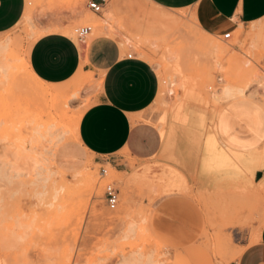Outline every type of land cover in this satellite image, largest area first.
<instances>
[{
	"label": "rangeland",
	"instance_id": "obj_1",
	"mask_svg": "<svg viewBox=\"0 0 264 264\" xmlns=\"http://www.w3.org/2000/svg\"><path fill=\"white\" fill-rule=\"evenodd\" d=\"M85 1L24 0L20 21L0 32V264H173L172 247L154 227L156 208L169 198L198 205L204 220L200 241L214 259L225 260L228 245L246 246L256 239L264 225V203L256 200L252 192L227 187L221 181L224 175L214 186L200 177L198 164L194 169L177 165L181 131L190 126L197 133V118H208L212 111L227 104L217 94L225 88L245 89L247 98L264 107V98L256 86L244 80L246 73L262 76L264 51L251 53L254 40L240 38L238 32L223 40L224 31H214L213 21L209 24L199 20L195 7L166 11L148 0H102L104 8L110 7L112 12V20L103 25L99 19L103 11L93 15L84 8ZM84 25L91 31L79 42L72 29ZM49 32L61 33L84 47L79 52L84 53L81 65H85V72L80 69L59 84L44 83L32 74L27 63L28 48ZM254 32L247 31V35ZM208 44L224 48L217 69L208 64L211 56L204 48ZM93 45L99 49L95 58L90 56ZM114 50L118 56L130 54L147 61L158 79L154 101L138 117L140 122L159 130L163 140L160 152L147 160H136L126 152L108 157L107 161L94 158L79 147L75 135L77 120L95 102L103 70L113 60ZM170 50L182 51L180 74L174 71L175 58L167 56ZM199 58L203 62L193 66V60ZM246 60L249 65L240 70L238 66ZM190 68L196 73L190 77L189 85L194 84L193 78L199 85L191 89L195 95L203 85L210 87L205 90L204 105L186 97ZM169 81L174 83L171 96L164 90ZM63 86L71 88L58 101L66 98L67 107L62 105L48 112L50 99L36 92ZM74 90L79 92L70 97ZM47 114L55 118L48 134L41 125ZM211 133L207 128L202 142ZM263 140L256 154L264 150ZM219 150L225 152L221 146ZM99 167L106 170L101 180L97 176ZM142 167L150 168L147 177L153 181L158 176L168 181L176 172L183 177V186L163 193L151 184L142 185L130 175ZM109 168L125 177L124 184ZM92 174L97 183L93 194L85 178L80 182V176ZM254 177L253 185L260 186L264 174L257 172ZM108 182L118 190L113 211L106 209L103 202V185Z\"/></svg>",
	"mask_w": 264,
	"mask_h": 264
},
{
	"label": "crops",
	"instance_id": "obj_2",
	"mask_svg": "<svg viewBox=\"0 0 264 264\" xmlns=\"http://www.w3.org/2000/svg\"><path fill=\"white\" fill-rule=\"evenodd\" d=\"M148 1L166 11L195 7L199 20L209 24L213 21L214 31H224L221 37L225 33L238 32L240 38H247L250 42L251 39L258 40L256 47L250 48L251 53L264 51V0ZM24 9V0H0V32L16 25ZM107 15L111 21L110 7L103 6L101 19ZM192 20L200 29L197 21ZM252 28L255 32L247 35ZM205 34L213 36L209 32ZM79 51L84 50L69 37L58 32L44 33L29 46L27 63L40 81L59 84L69 80L80 69L86 71L85 65H81L84 53ZM98 52L99 49L93 45L90 56L95 58ZM114 54L113 60L103 70L95 102L83 111L79 119V147L97 159L126 152L136 160H147L160 152L163 140L159 130L140 122L138 117L154 101L158 79L147 61L118 56L117 50ZM261 63L264 66V57ZM214 134L223 149L239 153L259 151L264 138V107L249 98H238L224 104L218 112ZM154 221L156 233L173 249V264H264V225L249 245H228L222 261L214 259L200 241L204 220L195 203L178 198L166 199L156 208ZM236 251L239 254L234 256Z\"/></svg>",
	"mask_w": 264,
	"mask_h": 264
},
{
	"label": "bare ground",
	"instance_id": "obj_3",
	"mask_svg": "<svg viewBox=\"0 0 264 264\" xmlns=\"http://www.w3.org/2000/svg\"><path fill=\"white\" fill-rule=\"evenodd\" d=\"M101 11H103V5H102ZM99 19L102 20L101 24H103V25H106L108 23L107 20L109 21L108 16H105L104 19H101V18H99ZM193 24H195V23H193ZM104 29L106 30L105 27L103 28V31H104ZM98 30L100 31L101 27H99ZM217 39H219V38H217ZM262 40H263V38H262ZM126 41H128V40H126ZM225 41H227V40H225ZM137 42L140 43L142 41H140V42L137 41ZM128 43H129V41H128ZM128 43L126 45H128ZM257 44L258 43L254 40L253 42H251L250 48L256 47ZM77 45L81 50L84 48L80 44H77ZM206 47L208 49L207 51L210 53V55L209 54L208 55L211 56L210 60L208 59L209 60L208 61L209 66L211 67V69L219 68L220 62L218 61V59H219V56L222 55V53L224 52V48L219 46V45H216V44H208L207 46L205 45L204 48H206ZM181 50H176L173 52H172V50H170L167 53V56H171V57L175 58L176 66H175L174 71L176 73H179V74L182 73V68H181L182 66L180 64V60L182 59V54H181L182 51ZM195 58H196V56H195ZM196 59H198V58H196ZM202 60L203 59L193 60L194 64H192V65L193 66L198 65L199 64L198 62H200ZM249 63L250 62L248 60H246L240 66H238V68H240V70H241V68H246L249 65ZM190 71L192 72V74L187 78V86H185V87H187L186 88V97L195 101L198 104L204 105L206 103V100L204 98V94H207V92H205V90H207L210 87L203 85L202 88L198 91V93H196L197 95H195L196 91L195 92L193 91L194 92V94H193L191 89H192V87H196L198 85V83L195 82V79L193 78L194 84L189 85L190 77H193L195 75L194 73H196L193 68H190ZM198 71H199V68H198ZM261 73H262V76H259L256 73H251V74L246 73L244 75V80H245V82H247L250 85H252V84L255 85L259 96L264 98V71H261ZM30 78H32V77H30ZM173 85H174V83L172 81H169V84L164 87V90L167 91V94L169 96H171V94L173 92V89H172ZM182 85H184V84H182ZM182 85H181V87H182ZM70 88L68 86L56 87V88H41L36 92V94L40 95L41 97H44L45 99H50L48 101L47 110H48V112H51V111L55 110L57 107L61 108L62 105L63 106L68 105L67 104L68 100L66 98H65L64 102H60V101H58V99H59L58 97H60V99L63 97H66L67 92ZM246 91L247 90H245V89L225 88L224 90H221L220 92L218 91L217 94L219 95V98H221L222 100H224L226 102H230V101L238 99V98H247V96H249V95L246 96V94H245ZM78 92L79 91L74 90L69 96L75 97ZM53 95H58V96H53ZM63 109L64 108H62V110ZM218 112H219V110L212 111L211 114L209 115V117L205 118V119H198L197 118L194 122V125H196L197 127H200V128H196L198 130L197 133H194L193 129L190 128V126H188L187 128H184L181 131L180 143H181L182 147L180 150V153H181L180 158L176 162L177 165H179L182 168H187V167H195L198 164V167L200 169V177L203 180H205L206 182L211 183L214 186H218L220 184V180H218V177L220 175H224L223 176L224 179L223 180L221 179V181H224L226 183L227 187H229V188L240 187L244 190L245 193L252 192V194L256 198V200H259L260 202L264 203V178H263V181L260 184V186H254L253 185V178H254L255 174L257 172H261L264 174V150L261 151L259 154H256L255 151L249 152V153H239V152L231 151L229 149H224L226 152L225 153V152L219 150L220 145H219V142L217 141L215 134H214V126H215V121H216ZM51 116H52L51 114H47L43 118L42 124H41L44 127L45 133H47V134L49 133V129L51 130L52 126H54V123H55V121H54L55 118L53 116L52 117ZM80 117H81V115H80ZM80 117L77 120V124H76V128H75L76 137L78 134L77 133V129H78L77 126H78ZM207 128H210L212 133L202 142L203 134ZM77 139H78V137H77ZM200 152H201L202 156H201ZM109 169H110V172L113 176H116L121 180V182L120 181H118V182H120L121 184H124L122 179L125 177L120 176V174H119L120 172L118 173L116 171H113L112 168H109ZM149 169L150 168L142 167L140 170L134 171L130 175L133 178H136L137 181H140V184H142V185L151 184L156 189L160 188L163 193H170L173 191H177L183 186V177L180 174H177L176 172L171 173L172 176H171L170 180L163 181V178L158 176L157 179L154 180V181H156V183H154V181L152 179H148V177H147ZM83 178H85L86 183L89 184L90 193L93 194L96 187H97V183L95 182L94 175L93 174L92 175H86V177L80 176V182H82ZM229 196H230V194H229ZM262 218H264V212L262 214ZM235 254H239V253L236 251Z\"/></svg>",
	"mask_w": 264,
	"mask_h": 264
},
{
	"label": "built area",
	"instance_id": "obj_4",
	"mask_svg": "<svg viewBox=\"0 0 264 264\" xmlns=\"http://www.w3.org/2000/svg\"><path fill=\"white\" fill-rule=\"evenodd\" d=\"M85 8L93 15H98L102 9V0H86ZM90 31V26H77L72 29V34L77 41L83 42L89 35ZM229 38L230 33H225L222 35L223 40H228ZM126 57L130 58L132 56L130 54H127ZM103 159H106L105 161H107L108 157H105ZM97 176L100 180L104 179L106 177V170L103 167H99ZM102 195L106 209H108L109 211H113L118 203V190L112 182H108L103 185Z\"/></svg>",
	"mask_w": 264,
	"mask_h": 264
}]
</instances>
